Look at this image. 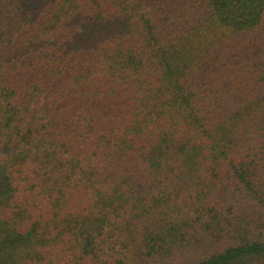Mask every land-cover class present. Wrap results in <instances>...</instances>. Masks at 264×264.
I'll return each mask as SVG.
<instances>
[{
  "label": "trees",
  "instance_id": "16d2710c",
  "mask_svg": "<svg viewBox=\"0 0 264 264\" xmlns=\"http://www.w3.org/2000/svg\"><path fill=\"white\" fill-rule=\"evenodd\" d=\"M0 264H264V0H0Z\"/></svg>",
  "mask_w": 264,
  "mask_h": 264
}]
</instances>
